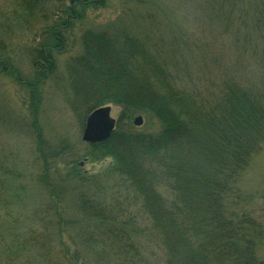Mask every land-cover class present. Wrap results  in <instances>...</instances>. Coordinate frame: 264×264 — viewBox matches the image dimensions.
Segmentation results:
<instances>
[{
	"label": "trees",
	"instance_id": "16d2710c",
	"mask_svg": "<svg viewBox=\"0 0 264 264\" xmlns=\"http://www.w3.org/2000/svg\"><path fill=\"white\" fill-rule=\"evenodd\" d=\"M256 1V18L246 24L262 38L264 0ZM15 3L28 23L39 17L49 20L43 27L44 39L31 55L37 75L33 81L21 77L6 40L0 38V73L12 75L30 92L40 145L44 143L37 124L41 83L56 70V52L65 49L73 20L104 0ZM109 28L84 30L81 52L66 64V101L81 128L94 109L118 108L107 140H82L88 149L80 156L68 142L60 147L61 154L72 148L74 152L65 161L66 182L75 186L69 196L74 204L69 216L64 205L67 197L48 178L49 158L41 153L47 174L39 181L50 200L45 218L54 223L60 243L55 259L61 264H264L258 254L264 245V206L260 213L255 211L258 214L240 206L238 185L253 157L264 148V78L252 76L253 71H238L244 69L240 66L219 83L188 80L148 38L127 27ZM261 55L264 63V46ZM138 115L143 118L141 125L134 124ZM152 120L158 129L143 128ZM87 161L100 162L102 170L87 175L83 170ZM0 170V208L30 202L25 173ZM88 181L97 186L95 191L85 188ZM261 198L264 204V192ZM3 227L0 264H12L25 245L16 241L11 224L10 229ZM6 234L12 237L7 239ZM42 244L38 255L50 264V244ZM156 245L162 249L160 254Z\"/></svg>",
	"mask_w": 264,
	"mask_h": 264
},
{
	"label": "rangeland",
	"instance_id": "374dc122",
	"mask_svg": "<svg viewBox=\"0 0 264 264\" xmlns=\"http://www.w3.org/2000/svg\"><path fill=\"white\" fill-rule=\"evenodd\" d=\"M102 4L87 8L82 12L83 18L73 20L66 32L65 49L56 52V70L41 83L42 103L37 124L42 130L43 144L39 145L38 133L33 125L30 92L12 75L0 73V169L6 168L10 172L14 169L17 173L23 171L32 195L27 204L9 203L0 208V226L10 229L11 224L16 241L25 245L24 252L12 264H49L48 260L38 255L44 247L43 241L50 244V264H61L58 258L55 259L60 243L54 235V223L50 222L49 216L45 218L50 200L39 181L40 176L45 174L41 153L49 158L48 178L58 184L67 197L64 205L68 207L66 213L69 216L74 205L69 196L75 191V186L66 182L69 169L65 161L70 159L67 154L73 148L61 154L60 147L64 141L74 145L76 156L88 148L82 141L84 128H81L66 101V64L72 56L81 52L84 30L127 27L131 32L148 38L153 48L178 64L183 70L182 76L188 80L219 83L226 73L235 72L240 66L244 69L238 71H253L252 76L261 75L264 78L261 55L264 36L259 38V32L252 31L246 24L250 18H256V0H148L147 4L138 0H104ZM77 9L81 11L82 8ZM20 15L15 0H0V38L6 40L8 55L18 67L21 77L25 81H33L37 75L31 55L44 39L43 27L49 20L39 17L28 23V18ZM246 33L250 35V42ZM111 115L117 118L118 108L113 106ZM143 128L155 131L159 125L152 120ZM83 170L91 176L101 171L102 165L87 161ZM107 181L104 179L105 183ZM238 185L242 192L240 206L260 213L264 206L261 198L264 192V148L253 157ZM86 186L92 192L97 189L91 181ZM8 212L11 216H6ZM144 224L145 220L141 225ZM5 237L9 239L12 235L6 234ZM75 239L80 241L76 235ZM71 247L75 250V243ZM156 252H162L158 245ZM258 254L264 258V245L259 248Z\"/></svg>",
	"mask_w": 264,
	"mask_h": 264
},
{
	"label": "water",
	"instance_id": "95a60500",
	"mask_svg": "<svg viewBox=\"0 0 264 264\" xmlns=\"http://www.w3.org/2000/svg\"><path fill=\"white\" fill-rule=\"evenodd\" d=\"M111 105H104L94 109L86 118L82 138L88 143L107 140L115 128L116 118L111 115ZM143 118L138 115L134 119L135 125H141Z\"/></svg>",
	"mask_w": 264,
	"mask_h": 264
}]
</instances>
